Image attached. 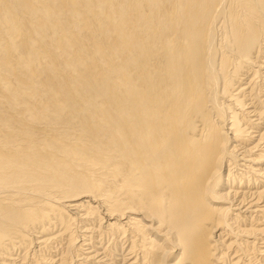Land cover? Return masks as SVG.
I'll return each instance as SVG.
<instances>
[{"label":"bare ground","instance_id":"bare-ground-1","mask_svg":"<svg viewBox=\"0 0 264 264\" xmlns=\"http://www.w3.org/2000/svg\"><path fill=\"white\" fill-rule=\"evenodd\" d=\"M0 264H264V0H0Z\"/></svg>","mask_w":264,"mask_h":264}]
</instances>
